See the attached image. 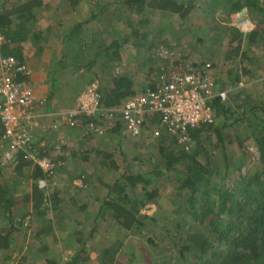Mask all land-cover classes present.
<instances>
[{
    "label": "trees",
    "instance_id": "obj_1",
    "mask_svg": "<svg viewBox=\"0 0 264 264\" xmlns=\"http://www.w3.org/2000/svg\"><path fill=\"white\" fill-rule=\"evenodd\" d=\"M104 1L103 7L96 8L69 32L66 27L60 30L63 42L57 68L65 83L56 89L54 86L56 91L51 99L36 95L31 83L32 72L24 60V45L35 37L32 26L35 20L43 17L36 14V10L46 7L43 0H22L0 12V57H13L18 67L23 68L15 74V79L34 89L38 99L34 113L42 120L49 122V116L53 118L51 124H58L54 121V112L48 108L53 99L64 100L62 94L68 87L69 82L65 81L68 76L91 78L69 95L67 100L74 107L55 112L56 118L62 120L65 114L75 110L77 99L86 87L96 80L100 82L96 114L79 116L74 127L64 123L67 129L81 133L78 142L85 145L84 149L75 147L76 138L73 137V143L71 134L62 126L57 133L59 138H64L62 144L60 140L52 142L49 131L40 134L36 130L30 146L5 163L3 153L8 143L4 138L0 141V264H264V0ZM78 4L79 0L70 1L74 10ZM200 5L205 6L207 16H218L221 32L232 33L230 43L238 42L231 49L237 58L238 72L229 68V72H222L223 76L214 75L220 91L231 89L229 99L226 102L217 97L209 100L216 115L215 122L189 130L187 144L178 143L177 136L167 133L159 139L144 140L153 141L149 144H153L157 152L156 163L147 171L133 170L123 148L126 141L132 140L123 134L124 103L138 93L156 90L164 77L169 78L171 67H175V72L185 73L187 65L201 72L208 65L199 60L192 62L189 58L181 60L170 36L163 35V28H152V18L159 15L177 17L181 25L188 23ZM244 10L254 24L253 31L246 35L227 26L235 14ZM121 12L127 17L124 27L116 23L117 14ZM46 29L55 30L50 24ZM128 50L135 52L134 61L140 60L137 63L141 67L140 74L144 78L151 77L140 89L135 86L132 68L126 61H133L126 56ZM229 56L230 53L226 61L231 63L233 59ZM160 58L166 61L162 68L156 64ZM159 67L162 72L156 78L154 74ZM252 72H259L262 77ZM242 78H246L244 86H240ZM247 86L254 91H247ZM0 132L3 136L2 126ZM99 137L103 143L98 145L101 147L94 143ZM107 137L116 138L125 164L123 171L116 158L117 152L102 146L107 145ZM45 140L46 146L41 147ZM250 145L255 147V152L250 151ZM31 153L40 158L49 157L58 165L55 185H52L55 181L48 178L47 188H39L38 182L45 175L29 158ZM71 154L73 157L69 159ZM78 155H83L86 163L92 162L94 156L99 157L109 171L106 178L102 176L91 183L94 187H102L105 195L102 199L96 198L100 206L93 215V228L88 234L78 229L84 224L89 206V203H82L78 194L90 187L87 186L89 179L83 173L75 174L69 186L59 185V175L67 171L70 160ZM5 172L13 176L7 178ZM77 179L81 185L74 183ZM21 185L24 186L23 194L19 191ZM161 188L167 195H163ZM66 196L71 198L73 211L63 208ZM163 198L175 207L176 216L172 219L175 227L160 230V233L155 229L156 233L149 235L146 243L156 251L168 244L173 257L150 261L151 251L133 250L131 241L127 244L125 239L132 240L130 237L143 234L151 224L156 227L166 214H170L159 208L153 215L148 213L152 204H159ZM49 211L57 214L55 220L46 217ZM188 218L194 223L190 233L179 234L178 230L183 227L181 222ZM36 219H41L40 223ZM99 221L112 222L126 237L109 243L95 241ZM69 224L75 226L70 237L75 238L77 247L68 259L64 253L53 258L44 249L49 241L47 237L54 225L69 227ZM31 230L32 240L27 242L24 240L28 238L26 231ZM90 252L97 254V261L91 260Z\"/></svg>",
    "mask_w": 264,
    "mask_h": 264
},
{
    "label": "rangeland",
    "instance_id": "obj_2",
    "mask_svg": "<svg viewBox=\"0 0 264 264\" xmlns=\"http://www.w3.org/2000/svg\"><path fill=\"white\" fill-rule=\"evenodd\" d=\"M80 1L82 4L79 7V14L76 15L77 18H81L83 13L86 15L87 14L86 10L89 9L88 8L89 6L93 8H98V7H103L106 4L104 0H80ZM59 4H61V6L58 9H62V10L68 9L70 11L71 9L70 0H62L61 3ZM116 6H120V5L116 4ZM54 8L55 7H53V9ZM204 9H205V6L200 5L199 9L195 11L193 15L190 16L188 23H183L179 25L180 23L177 17H171V16L166 17L164 15L162 16L159 15V16H155L152 18L151 26L153 29L159 28L160 26L163 28V35L170 36V39L174 44V49L179 53V57L181 60L184 61L186 58H189V60H191L192 62L193 61L196 62V60L203 61L204 63L207 62V64H210L211 67H213L212 74H214L215 76H218V74L223 76L224 73L222 72H226V71L229 72L228 71L229 68H231V70L232 69L235 70V72H238L239 68L238 70L236 69V67H238V64H236L238 63L236 62L237 58L235 57L234 54H232L233 52H231L232 47H235L238 42L237 41L231 42V43H234L233 46H231L230 40H231L232 33L225 34L221 32L220 31L221 28H219V26L221 25L220 24L221 21L220 19H218V16L216 17L214 16V14L212 15V17L207 16V12H205ZM117 15H118V18H116L117 22H120V25L124 27L126 19H127L126 15L123 14L122 12L118 13ZM231 22H232V18L230 19L229 24L227 26L230 28H233L231 26ZM59 28L60 27H57V29ZM159 38H158V41H159ZM199 39H202V41H200ZM256 52L258 53L257 49H256ZM229 53H230L229 57L232 56V59H233L231 63L226 61L228 59L226 58V56ZM127 55L128 57H132L130 59H133V61L131 60L130 61L126 60V61L129 63V65L132 68L131 75L135 83V86L137 87L139 86V89H140V86L141 87L146 86L145 81L149 80L151 77L144 78L140 74L139 70L141 69V67H139L137 64L140 60L134 61L136 58L134 56L135 55L134 51L128 50L126 56ZM165 63L166 61H164L162 58H160V60L156 62L157 66H161V68L163 67L162 65H164ZM169 69H170L169 71H171V69H173L172 71H174L175 67H171ZM160 70L161 69L159 67L156 73L154 74V77L156 78L159 77V75L161 74L160 72H162V70L161 71ZM235 72L232 73L233 76L235 75ZM252 73L253 74L255 73L254 75L257 77H262L260 76L259 72L258 73L252 72ZM60 74H62L61 71H60ZM60 74L58 72V68H56V71L52 78V82H53V85L55 86V89L59 88L60 86L63 87L65 83L63 76H61ZM126 74H129V72H127ZM257 77H254V78H257ZM90 78L91 76L81 77V79L72 80V82L70 81L71 83L68 80L69 82L68 85L70 87V90L72 92H75L80 87V84L81 86L84 85L85 83L88 82ZM242 80L245 82L246 78H242ZM256 80H259V78H257ZM71 84L73 85V87ZM221 85L222 84H219V87H221ZM55 89L54 91H56ZM66 90L67 92L63 94L64 100L68 99L70 95L69 90L68 89ZM247 91L252 92L254 91V88H249L247 86ZM49 138L52 140V142L53 141L58 142V140H60L61 137L59 138V135H57V133H52V135H50ZM78 138L79 137H76V140L74 143V139L72 137V141L75 147H77V149L79 148L84 149L83 147L85 145L83 144L82 146V144H79ZM107 138H108L106 140L107 145H102V146L109 148L111 152L112 151H114L115 153L117 152L116 158H117L118 164L122 166V171H123V169L125 168L124 166L125 164H123L122 156L120 155V152H118V145L116 142V138L114 137H107ZM89 143H90V146L93 145L91 141ZM94 143L97 146L99 144H103L101 143L100 137L95 138ZM149 143H153V141L131 140V141H126V143L124 144V147H123L124 151L127 153V157L129 160L128 162L132 164L133 170L135 169V170H140V171H147L150 169L151 165L156 163L157 152L155 151V149H153L154 145L149 144ZM98 147H101V146H98ZM254 148L255 147L253 145H250L249 147L251 152H255ZM84 151L85 150H83L82 152ZM83 155H78L77 157H74L73 160H70L67 171L59 175V185L60 187L69 186V180L75 174L79 176L83 173L86 179H89L88 180L89 184L87 183V186L90 185V187H88L87 190L84 189L78 194L79 199L83 203L84 202L89 203L88 212L86 213L85 218H84V224L81 228L80 227L78 228L79 230L82 229L85 234H88L93 228V215L94 213L98 211L99 206H100V202H97L96 198L101 197L102 199V197L105 195L102 187H99L96 185L95 186L96 188H95L94 186L91 185V183H94V181L96 182L97 179H99L102 176L106 178V175L109 174V171H107V168H105L104 165H102L101 159L99 157L91 155V156H94L92 162L86 163L82 160ZM72 157L73 155L71 154L69 159H71ZM248 168L249 166L246 167V169ZM5 174H6L5 177L7 178H10L13 176V175H9V173L7 172H5ZM115 176H118V174H116ZM74 181H76L78 185H81L82 183L78 179ZM22 185L20 186L19 191L23 194L24 186ZM158 187H161V184H159ZM161 189L163 191L162 192L163 195H167L166 191H164L163 188ZM19 198H21V195L19 196ZM70 199H71L70 196H66L65 203L62 204L64 206L63 208L65 210H68V212L74 210V208H72V206L70 205L71 204ZM162 201H163V204H161ZM162 201L159 202V204L158 203L152 204L151 209L148 212L149 215H153L157 211L158 208L159 210H163V213H170V214L169 215L166 214L160 220V223L156 227H154L153 224H151V226L146 228V231L143 234L130 237L132 238V240L125 239L127 244L131 241L130 246L133 247L132 248L133 250L135 249L139 250L141 253H143L142 249L151 251L153 255L148 258V260L150 261L153 259L155 260L163 259V257L164 258L173 257V254L168 244L161 245V247L157 249L158 251H156L154 249L149 248V246L146 243V238L149 235H151L153 232L156 233V231L159 232L160 230L167 231L170 228L175 227V222L173 221L174 217L176 216V214L173 213V210L175 209V207L171 203V201L167 200L166 198H163ZM26 207H21V208L22 209L25 208L27 210ZM171 214H173L174 216H172ZM56 215H57L56 213L49 211L46 217L48 219L55 220ZM82 218L79 217V219H82ZM36 220L38 221V219ZM40 220L38 221L39 223H40ZM181 223L183 227L178 230L179 234H183V232H186V231L190 233L191 231L190 228L192 227V225H194L191 219L188 218L185 221H182ZM97 225H98L99 230L94 234L95 241H99V242L105 241L109 243L117 239L122 240V238L126 237V235L124 236V233L122 232V230L119 229V227H116L115 225H113L112 222L107 223V222L99 221ZM72 229H75V226L71 227V224H69V227H66V226L61 227L57 225L53 226L52 231L49 233L47 237V239L49 240L47 243V246L44 248L48 253L50 252L49 254L53 258L54 257L59 258L60 253H64L65 258L67 259L69 258V256L72 255L71 253L73 252V249L77 247L75 238L73 236L70 237V232L72 231ZM155 229L156 231H154ZM26 233L28 234V238L26 237L24 240H27L28 242L32 240V236H30V234L33 233V231L32 230L26 231ZM93 243L95 242L92 241V244ZM131 250H128V251L131 252ZM90 256H91L92 261H97L96 253L90 252ZM143 262L145 263L146 261L143 260Z\"/></svg>",
    "mask_w": 264,
    "mask_h": 264
},
{
    "label": "built area",
    "instance_id": "obj_3",
    "mask_svg": "<svg viewBox=\"0 0 264 264\" xmlns=\"http://www.w3.org/2000/svg\"><path fill=\"white\" fill-rule=\"evenodd\" d=\"M231 26L244 35L254 29L248 13L235 14ZM186 68L188 71L185 73L170 72L169 78L164 77V82L156 90L138 93L124 103L122 120L125 136L144 141L148 138L159 139L167 133L177 136L178 143L183 145L189 142V130L201 124L215 122L216 115L209 100L217 97L226 102L231 89H218L210 64L202 72L192 69L191 64ZM22 70L15 58L0 57V126L3 130V136L0 132V141L4 138L8 143V148L3 153L5 163L11 162L17 153L30 146L36 130L40 134L49 131L50 135L60 132L59 124H51L52 117L48 116V122L34 113L38 102L34 89L26 82L15 79V74ZM240 86H244L243 80ZM99 99L100 82L96 80L80 94L75 110L63 116L67 127H74L81 115L94 116L99 110ZM99 133L102 134L103 131L100 130ZM62 139L64 138L60 139L61 144ZM46 144L45 140L41 147ZM29 158L45 175L38 182L39 188H47L48 178L55 181L58 165L49 157L40 158L31 153ZM55 183L57 182H52V185Z\"/></svg>",
    "mask_w": 264,
    "mask_h": 264
},
{
    "label": "crops",
    "instance_id": "obj_4",
    "mask_svg": "<svg viewBox=\"0 0 264 264\" xmlns=\"http://www.w3.org/2000/svg\"><path fill=\"white\" fill-rule=\"evenodd\" d=\"M61 1L62 0H43V3L46 7L44 9L40 8V10H36V14L40 13L43 17L39 21L35 20L32 26V34L35 37L30 39V42L25 43L24 45L25 64L32 72L31 83L35 89L36 95L41 99H47V97L50 99L53 98L54 85L52 78L56 68L58 67V61L61 56L63 42V37L61 36L62 31L60 30L66 27L68 30L67 32H69L75 25L85 21L89 14L96 10V8L89 6V9L86 10L87 14L85 15L83 13L81 18H77L76 15L79 14V7L82 4L81 1L79 0L76 10L72 9L71 7L70 11L68 9H58L61 6V4H59ZM21 2L22 0H0V12L5 8L10 9L14 5ZM53 7L55 8L53 9ZM116 23L118 25L120 24V22H117V19ZM47 24L52 25L55 30L53 32L47 31ZM57 27L61 28L57 29ZM68 80L69 82H72V80H76V77L68 76L65 78V81ZM67 89L71 94L72 91L70 90L69 85ZM65 92H67L66 89L64 90L63 94H65ZM57 98L55 100L53 99L54 101L52 100V104L50 102V106L48 108V110L54 112V121H57L58 124L64 128V130H68V133L71 134L72 137H80L81 133L77 132L76 130L67 129L64 125V121L62 119L56 118L55 115L57 110H64L66 107H74V105H71L67 99L59 101ZM74 183L78 185L75 181ZM25 250L26 249L24 248L23 253Z\"/></svg>",
    "mask_w": 264,
    "mask_h": 264
},
{
    "label": "water",
    "instance_id": "obj_5",
    "mask_svg": "<svg viewBox=\"0 0 264 264\" xmlns=\"http://www.w3.org/2000/svg\"><path fill=\"white\" fill-rule=\"evenodd\" d=\"M246 13H248L247 10L241 12L242 15H245Z\"/></svg>",
    "mask_w": 264,
    "mask_h": 264
}]
</instances>
